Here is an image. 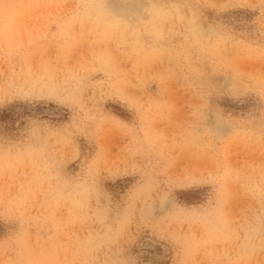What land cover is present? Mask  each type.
<instances>
[{"label": "rangeland", "instance_id": "1", "mask_svg": "<svg viewBox=\"0 0 264 264\" xmlns=\"http://www.w3.org/2000/svg\"><path fill=\"white\" fill-rule=\"evenodd\" d=\"M0 264H264V0H0Z\"/></svg>", "mask_w": 264, "mask_h": 264}]
</instances>
